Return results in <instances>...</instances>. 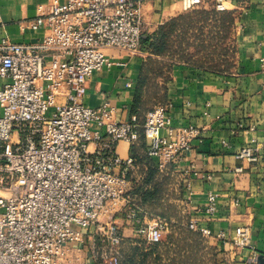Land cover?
<instances>
[{"label": "built area", "instance_id": "obj_1", "mask_svg": "<svg viewBox=\"0 0 264 264\" xmlns=\"http://www.w3.org/2000/svg\"><path fill=\"white\" fill-rule=\"evenodd\" d=\"M144 2L49 0L35 17L19 22L23 31L43 29L40 41H0V264H73L72 250L86 243V234L95 264H121L120 211L146 242H162L169 223L160 215L141 220L148 211L132 193L141 163L133 154L120 156L117 145L125 140L134 146L143 136L155 169L165 173L201 129L174 126L167 102L128 121L116 120L107 99L96 107L85 103L92 75L116 63L104 48L147 53ZM207 2L227 10L226 0H182L183 10ZM239 156L256 159L249 148ZM216 201L210 192L208 214L217 211ZM188 228L213 236L194 220ZM233 244H250L248 227L237 229Z\"/></svg>", "mask_w": 264, "mask_h": 264}, {"label": "crops", "instance_id": "obj_2", "mask_svg": "<svg viewBox=\"0 0 264 264\" xmlns=\"http://www.w3.org/2000/svg\"><path fill=\"white\" fill-rule=\"evenodd\" d=\"M48 1L0 0V41L4 37L16 43L40 41L43 29L23 31L19 22L35 17L39 6ZM225 5V11L235 17L236 51L231 70L178 62L168 72V80L162 78L160 83L164 85V102L169 104L172 124L194 125L201 129V136L165 173L155 169L146 153L145 140V146L122 140L117 152L123 158L135 154L141 163V178L132 184L136 201L148 211L147 216L140 214L141 220L160 215L171 225L188 230V223L194 220L199 230H212L213 236L189 231L192 237L210 239L216 247L217 264H264V0H226ZM204 6L213 8L211 2ZM143 13L144 34L151 35L184 10L182 0H145ZM104 53L116 63L92 75L85 103L96 107L107 99L115 108L116 120L128 121L135 114V98L148 54L132 55L112 47L104 48ZM245 148L251 149L255 160L239 156ZM144 158L151 161V172ZM210 192L217 194L214 215L205 209ZM119 209L115 204L114 210ZM115 216L125 237L126 254L140 238L137 225L127 219L124 211ZM240 227L250 231L246 247L233 244ZM222 232L224 238L220 237ZM90 242L86 234V243L75 246L70 255L73 264H95ZM156 245H164L163 240Z\"/></svg>", "mask_w": 264, "mask_h": 264}, {"label": "rangeland", "instance_id": "obj_3", "mask_svg": "<svg viewBox=\"0 0 264 264\" xmlns=\"http://www.w3.org/2000/svg\"><path fill=\"white\" fill-rule=\"evenodd\" d=\"M206 10L205 6H200L184 12L186 14L170 35L167 52L162 56L150 55L152 60L147 58L149 68L157 71V67H162L165 75H168L174 64L187 62L231 70L236 51L233 28L229 33L224 27L220 31L215 18L204 13ZM223 19L225 22L229 18L224 16ZM161 81V76L151 74L147 89L149 109L160 103L158 97L164 94ZM175 226L168 224L163 235L164 245H152L138 238L137 244L129 247V253H123L121 264H125L126 260L127 264L129 261L135 264H217L216 247L209 238L203 235L192 237L191 229ZM169 234L173 235L172 239Z\"/></svg>", "mask_w": 264, "mask_h": 264}, {"label": "trees", "instance_id": "obj_4", "mask_svg": "<svg viewBox=\"0 0 264 264\" xmlns=\"http://www.w3.org/2000/svg\"><path fill=\"white\" fill-rule=\"evenodd\" d=\"M206 9L207 10L204 11V13L209 15L212 18H215V20L218 23V26L220 28V31H222V28L224 27L228 31V33H229V31L231 32L232 28H234V25H235V17L232 14V12L217 11L215 8H211V9L206 8ZM184 14H186V13H183V14L179 15L178 17L172 18L171 20L165 22L164 24H162L158 28V30L155 33H153L151 35L143 34V36H142L143 50L148 53L149 59H151L150 55L162 56L167 52L170 35H171V33H173L175 31V29L178 25V22L182 20V17L184 16ZM224 16L229 18L225 22L223 19ZM219 23H221V25ZM149 59H147L145 66H144V69L142 71V76L140 77L138 92L136 94L134 108H133L134 113L138 114L139 116L143 115L142 114L143 110H145V109L147 110V108L149 109V107H148L149 102L147 99V89H148V86L150 83L151 74L156 73V75L161 76L165 81H167L169 78L168 75H165V73L163 71L164 69L162 67L161 68L157 67V71L156 70L153 71L152 68H149V64H148ZM190 64H194V65L202 67V68L204 67V68L224 71L223 69H220V68L218 69L216 67H208L204 64H199V63H190ZM158 99H160L159 100L160 103H161V101L164 102L165 101V94H163L161 96V98L158 97ZM140 142H142V144H144L143 146H145V141H144L143 136L141 137ZM137 160L139 161L138 158H137ZM144 160H145V163L149 165L150 172H151L153 170L151 161L148 158H144Z\"/></svg>", "mask_w": 264, "mask_h": 264}]
</instances>
